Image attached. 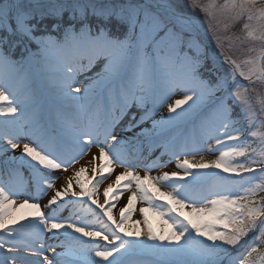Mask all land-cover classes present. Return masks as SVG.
I'll return each mask as SVG.
<instances>
[{
    "label": "snow or ice",
    "instance_id": "1",
    "mask_svg": "<svg viewBox=\"0 0 264 264\" xmlns=\"http://www.w3.org/2000/svg\"><path fill=\"white\" fill-rule=\"evenodd\" d=\"M261 129L264 0H0V264H264Z\"/></svg>",
    "mask_w": 264,
    "mask_h": 264
},
{
    "label": "rangeland",
    "instance_id": "2",
    "mask_svg": "<svg viewBox=\"0 0 264 264\" xmlns=\"http://www.w3.org/2000/svg\"><path fill=\"white\" fill-rule=\"evenodd\" d=\"M190 2V0H189ZM193 17L194 19L197 21V24L199 25V27L201 29L198 30V36H199V40H200V43H201V46L204 48L205 51H207L210 55L212 54H219V49L217 48L216 46V41H215V36L213 35V30L211 27H209V21L205 18L204 14L200 11H195L193 13ZM218 27V26H217ZM201 30L205 31L206 34H207V38H208V43H209V46H211V50L208 51L207 49V46H206V39L205 37L203 36V34L201 33ZM227 50V48H226ZM229 54L232 55V57L234 59H237L238 62L242 61L243 59L246 58V55L247 53L245 52L244 50V47L239 44L238 42H232V46H231V50L229 51ZM96 69H93V71H95ZM84 75H91V73H84V74H81V76L79 77V79H81V81L83 82V78H84ZM249 87H253V85H248ZM257 88V92H260L262 91L259 86H256ZM255 95V94H254ZM180 98V95L177 94V95H174L173 97H171L172 100H175V99H178ZM257 111L259 110V105L256 104L255 105ZM132 111H136V109H133ZM161 111H164V109H162ZM131 113H129L130 115ZM139 115L140 113L137 112V118H139ZM149 124L146 123L144 125H142V127H148ZM139 129H136V131H138ZM117 131H119V129H117ZM261 131H264V129H261ZM25 142H28V141H22L21 143H25ZM255 146V145H253ZM96 148L97 149V146L96 145H93L92 149ZM200 155H203L206 159H215L216 155H218V153H209V152H203V153H199L197 154V158H199ZM86 155H84L80 160H82ZM75 166V165H74ZM115 167V170L116 169H121L123 170L122 168L120 167H117L115 165H113ZM71 168L68 169V171L70 170ZM173 169H176L178 170L176 167H175V163H172V164H169L166 168H163V169H158L157 171H170V170H173ZM141 172H140V171ZM67 171V172H68ZM135 171H138L140 172V174H143L144 175V171L142 169H139V167H137L135 169ZM67 172H64L63 170H58L57 172V175L60 176V178L66 174ZM24 174H27L26 171H24ZM156 174V171H154L152 173V175H155ZM58 181V180H57ZM103 185V183L101 184ZM100 185V186H101ZM159 187L161 188L162 191H167L168 189L164 186V185H159ZM124 195H130V193H125ZM14 199L16 200H19L20 199V196L19 197H13ZM21 198L23 199H27V196H24L22 195ZM46 197H44L45 199ZM123 198V197H122ZM121 198V199H122ZM120 199V201H121ZM120 201L118 203H116V206L115 208H113V212L118 208V205L120 203ZM148 206L147 204H145L144 202L140 201L139 199L137 200V204H136V212L133 213V216H132V219L133 220H136V219H142V215L139 213V208L141 207H146ZM151 216V213L149 214ZM119 218V217H118Z\"/></svg>",
    "mask_w": 264,
    "mask_h": 264
},
{
    "label": "bare ground",
    "instance_id": "3",
    "mask_svg": "<svg viewBox=\"0 0 264 264\" xmlns=\"http://www.w3.org/2000/svg\"><path fill=\"white\" fill-rule=\"evenodd\" d=\"M127 135H128V136H131L132 133H127ZM19 151H20V149H17V150H15V153L18 154ZM10 154H11V153H10ZM94 154H97V149H96V148L91 149V152L87 153L86 156H85L82 160L79 161V164H76L74 167H75V168H78V167H80L81 165H87V164H88V161L91 160V158H92V156H93ZM209 160H211V159H209ZM100 162H101V161H97L96 163H100ZM72 171H73V169L71 168L66 174H64V175H63V176L57 181V187H59V186L63 183V181L65 180V178H66L67 176L72 175ZM120 171H122V170L119 169V168L116 169L115 172L113 173V176H112L111 180L105 181V182L103 183V185L99 186V189H98V195H99V198H100L102 201H103V199H104V197H103V191H104V188L107 187V184H108V183H111V182L115 179V175L118 174ZM170 171H178V170L173 169V170H170ZM85 175L91 177L92 174H91V172H86ZM141 175H143V174H141ZM50 194H51V193H49L48 195H50ZM127 196H128V195H124V197L121 199V201H120V203H119V205H118V208L113 212V215L116 216L117 218L119 217V210H120V208H122V207L126 204V202H127ZM46 198H47V197H46ZM46 198H45V199H46ZM23 200H24V199H19V200H17V202L19 203V202H22ZM57 251H59V249H57Z\"/></svg>",
    "mask_w": 264,
    "mask_h": 264
},
{
    "label": "water",
    "instance_id": "4",
    "mask_svg": "<svg viewBox=\"0 0 264 264\" xmlns=\"http://www.w3.org/2000/svg\"><path fill=\"white\" fill-rule=\"evenodd\" d=\"M207 46H208V48H210L209 45H207Z\"/></svg>",
    "mask_w": 264,
    "mask_h": 264
},
{
    "label": "trees",
    "instance_id": "5",
    "mask_svg": "<svg viewBox=\"0 0 264 264\" xmlns=\"http://www.w3.org/2000/svg\"><path fill=\"white\" fill-rule=\"evenodd\" d=\"M262 194H264V193H262Z\"/></svg>",
    "mask_w": 264,
    "mask_h": 264
}]
</instances>
